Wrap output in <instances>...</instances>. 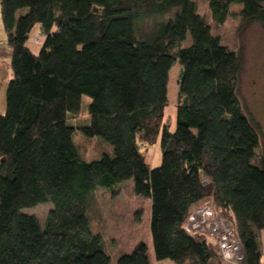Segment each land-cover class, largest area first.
I'll use <instances>...</instances> for the list:
<instances>
[{
  "label": "trees",
  "instance_id": "16d2710c",
  "mask_svg": "<svg viewBox=\"0 0 264 264\" xmlns=\"http://www.w3.org/2000/svg\"><path fill=\"white\" fill-rule=\"evenodd\" d=\"M205 2L216 24L237 13L240 26L264 30V0ZM0 15L12 71L0 115V264H110L97 190L113 200L128 180L151 202L155 260L219 262L205 236L184 229L208 199L242 244L238 264H261L264 140L237 96L241 57L198 0H0ZM36 25L47 37L39 53L26 45ZM176 60L172 131L163 118ZM83 96L87 121L72 126ZM75 130L111 150L85 159ZM159 136L150 169L143 150ZM42 203L52 204L43 226L21 212ZM116 264H150L146 243Z\"/></svg>",
  "mask_w": 264,
  "mask_h": 264
},
{
  "label": "rangeland",
  "instance_id": "374dc122",
  "mask_svg": "<svg viewBox=\"0 0 264 264\" xmlns=\"http://www.w3.org/2000/svg\"><path fill=\"white\" fill-rule=\"evenodd\" d=\"M198 4L200 13L206 17L212 30L220 36L223 42L234 48L241 57L242 70L237 96L243 112L250 120L252 118L258 123L260 129L259 138L260 142H262L264 140V30L256 23L240 26L237 13H232L223 24H216L210 18L205 0H198ZM38 30L39 26L37 25L32 29L26 43L28 48L34 53H39L47 39ZM50 37H53V35H50ZM34 38H38V43H34V40H36ZM5 47L8 48L9 53L5 51L7 54L4 53L5 55L1 58L4 67L6 63L9 65L11 57L10 47ZM180 73L181 66L179 61L176 60L168 72V102L164 109L163 118V122L172 131L175 129V107L178 101ZM8 82L5 83L4 88H0V115L5 107V92ZM89 102L90 98L83 96L80 113L77 117L68 120L70 125L75 126L87 121V105ZM72 139L80 154L90 161L99 158L107 149L111 150V146L99 137H87L78 130L74 131ZM143 153L150 169L158 167L161 163L160 136L152 146L144 148ZM97 191L100 204L99 210L101 212H96V225L103 226L102 230L107 242L106 245L108 250H112L113 253L110 256V264H116V255L126 251L124 249H126L125 245L127 242H132L136 239V241L145 242L150 238L151 202L133 192L132 180L121 184V190L113 200L107 199V194L103 192L102 188ZM208 203L209 201L206 199L200 204ZM51 208V203H42L31 208H24L21 212L36 216L43 226ZM136 212H140L139 221H136L134 217ZM151 253L152 245L150 243L149 254L151 255ZM162 262L164 264H172L169 260H162ZM213 264H217V261H213Z\"/></svg>",
  "mask_w": 264,
  "mask_h": 264
},
{
  "label": "built area",
  "instance_id": "2783aa9c",
  "mask_svg": "<svg viewBox=\"0 0 264 264\" xmlns=\"http://www.w3.org/2000/svg\"><path fill=\"white\" fill-rule=\"evenodd\" d=\"M38 43V38H34ZM190 234L203 235L210 250L217 254V264H238L243 256V247L231 225L208 203L193 208L184 224Z\"/></svg>",
  "mask_w": 264,
  "mask_h": 264
},
{
  "label": "crops",
  "instance_id": "0c3cea01",
  "mask_svg": "<svg viewBox=\"0 0 264 264\" xmlns=\"http://www.w3.org/2000/svg\"><path fill=\"white\" fill-rule=\"evenodd\" d=\"M38 31H39V33L41 32V28L40 27H39ZM5 40H6V33H5V30H4V27H3V24H2V20H1V15H0V88L5 86V83L7 81H9L10 78L12 77V71H11V68H10V63H9V65L6 63V66L4 67V65L2 64L3 62L1 61L2 56H4L5 54L9 53L8 48L5 47V46H7L5 44ZM5 51H7V53H5ZM136 240H134L132 242H127L126 245H125L126 249H124L126 251H123V253H118V255L129 253L132 250L133 246L138 241H141V240H138V241H136ZM260 242H261V258H260V262H261V264H264V231H261ZM145 243H146V245L148 247V255H149V259H150V264H164L162 262V260H160V261L155 260L154 255H153V249H152L151 255L149 254L150 243L152 245L151 236H150V238L147 239V241H145ZM165 263H167V262H165ZM171 263L174 264L172 261H171Z\"/></svg>",
  "mask_w": 264,
  "mask_h": 264
}]
</instances>
